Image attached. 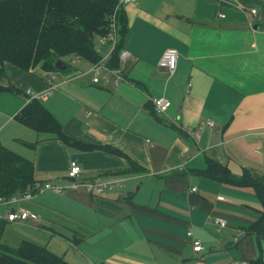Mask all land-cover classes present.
I'll list each match as a JSON object with an SVG mask.
<instances>
[{
    "label": "crops",
    "instance_id": "1",
    "mask_svg": "<svg viewBox=\"0 0 264 264\" xmlns=\"http://www.w3.org/2000/svg\"><path fill=\"white\" fill-rule=\"evenodd\" d=\"M121 7L127 26L122 49L131 54L120 65L125 81L94 85L87 77L90 64L71 58L68 73L54 74L61 80L82 76L39 100L68 143L18 123L8 138L15 147L0 138L2 146L33 164L37 183L66 185L69 164L75 163L81 179L119 185L100 196L46 192L20 203L37 217L25 222L31 226L27 240L48 239V250L68 264L264 261V241L258 244L247 233L261 211L254 191L195 174L212 159L236 178L244 171L264 175V0H134ZM93 44L98 57L108 60L110 45L99 36ZM169 49L177 52L172 74L157 66ZM4 72L2 85L21 95L2 93L16 98H0V130L15 122L26 91L47 90L50 75L10 64ZM160 97L170 107L157 115L151 100ZM195 240L202 247L197 253Z\"/></svg>",
    "mask_w": 264,
    "mask_h": 264
},
{
    "label": "trees",
    "instance_id": "2",
    "mask_svg": "<svg viewBox=\"0 0 264 264\" xmlns=\"http://www.w3.org/2000/svg\"><path fill=\"white\" fill-rule=\"evenodd\" d=\"M117 3L118 0H0V95L6 92L21 95L12 85H2L6 78L5 64L25 72L38 67L44 73L54 74L69 72L64 59L73 58L90 65L98 63L101 59L94 49L93 38L106 34L114 13L117 42L107 66L118 68L127 26L122 7L115 11ZM58 61L65 66L63 71L55 68ZM14 120L37 134H52L68 143L59 123L38 100L26 103ZM21 144L33 148V144ZM101 149L117 153L111 148ZM130 167L139 172L132 164ZM195 174L215 183L252 189L261 211L247 233L258 244L264 241V175L244 171L236 178L227 167L212 159H207L206 168ZM35 183L33 164L0 144V197L8 199L29 192ZM4 225L0 222V264H68L46 247L29 241H22L16 249L5 246L1 243ZM250 264H264V261L257 259Z\"/></svg>",
    "mask_w": 264,
    "mask_h": 264
},
{
    "label": "built area",
    "instance_id": "3",
    "mask_svg": "<svg viewBox=\"0 0 264 264\" xmlns=\"http://www.w3.org/2000/svg\"><path fill=\"white\" fill-rule=\"evenodd\" d=\"M134 0H118L115 11L123 5H127L133 3ZM251 15H255V10L250 11ZM220 18H224V16H220ZM101 41L103 43H107L111 47V52L114 50L116 42H117V34H116V26H115V13L111 15L107 32L105 35L101 36ZM128 59H131V54L126 50H121L118 55L119 67L116 69L108 68L107 61L108 60H100L98 63L90 65L88 67L87 73L91 78V83L94 85L99 84H110L118 85L125 81V78L122 75V71L120 69V65H123ZM176 59L177 52L175 50H166L161 58L158 61V68L162 71H165L169 74H172L176 67ZM82 76L81 73H74L61 81L57 80L55 74H50L46 78L47 90L43 94L33 95L30 91L25 92V97L27 99V103L30 100H44L50 91L54 90L61 84L70 82L74 79ZM151 104L153 107V111L157 115L164 114L170 107V103L164 98H154L151 100ZM205 126L208 128H212L213 125L209 122L205 123ZM191 137L194 141L199 139V136L196 132L191 134ZM67 179L70 180L66 185H58L52 184L48 182L35 183L33 189L29 192L23 193L18 196H12L8 199L0 197V207L6 206V212L4 215H0V222L4 223H25V222H35L37 217L31 212L22 209L19 207L20 203L32 201L34 198L49 192L53 194H61L64 191H77L84 190L88 193H92L95 196H100L104 192L112 190L119 185L118 181H105L101 182L99 179H90L83 180L81 179V170L75 163H70L69 168L66 173ZM191 192H195V189L192 188ZM214 224L219 226L220 228L225 227V222L221 219H215ZM187 236L192 238V232L189 231ZM202 250L201 244L199 241L192 242V251L194 253L200 252ZM230 264H246V263H230Z\"/></svg>",
    "mask_w": 264,
    "mask_h": 264
},
{
    "label": "rangeland",
    "instance_id": "4",
    "mask_svg": "<svg viewBox=\"0 0 264 264\" xmlns=\"http://www.w3.org/2000/svg\"><path fill=\"white\" fill-rule=\"evenodd\" d=\"M64 60H67V59H64ZM86 76H87V74H86ZM87 77L90 78L89 76H87ZM87 77H85V78L87 79ZM57 80L61 81L60 78H57ZM10 96H12V95L2 94V95H0V98H5L6 100H8V98H16L14 96H12V97H10ZM2 122H3V120H0V125L2 124ZM16 128H19L16 122H13L11 124H6V125L4 124L3 128H1V130H0V138L2 137V139L3 138L8 139L10 134L13 131H15ZM6 141H8V142L3 141V143H5L6 146L15 147L14 145H10L9 139ZM5 212H6V206L0 207V215L1 216L4 215ZM30 227L31 226L27 223H25V224L17 223L13 226L8 225V224L4 225V231H3L2 236H1V243L4 244L5 246L11 248V249H16L22 241H30L29 239L27 240V238H26L27 236L29 237V234L31 231ZM33 243H36V244L41 245V246H45L48 249V246H47L48 245V239L38 238V241L33 242ZM51 245L56 247V249L60 250L61 253L65 252L63 245L60 244L59 242H53V243H51Z\"/></svg>",
    "mask_w": 264,
    "mask_h": 264
},
{
    "label": "water",
    "instance_id": "5",
    "mask_svg": "<svg viewBox=\"0 0 264 264\" xmlns=\"http://www.w3.org/2000/svg\"><path fill=\"white\" fill-rule=\"evenodd\" d=\"M55 68H56L57 70H59V71H63L64 68H65V66H64L60 61H58V62H56V64H55ZM67 182H70V180L67 179Z\"/></svg>",
    "mask_w": 264,
    "mask_h": 264
}]
</instances>
